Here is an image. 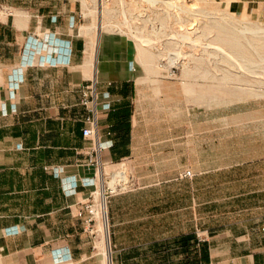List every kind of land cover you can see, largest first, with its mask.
I'll list each match as a JSON object with an SVG mask.
<instances>
[{
	"label": "crops",
	"instance_id": "1",
	"mask_svg": "<svg viewBox=\"0 0 264 264\" xmlns=\"http://www.w3.org/2000/svg\"><path fill=\"white\" fill-rule=\"evenodd\" d=\"M79 2L0 0V264H264V166L218 167L211 135L171 179L109 198V248L100 250L101 233L76 213L98 172L145 153L137 83L105 77L96 43L88 59ZM90 83L95 106L83 103ZM94 111L98 133L88 138ZM167 181L171 194L152 188Z\"/></svg>",
	"mask_w": 264,
	"mask_h": 264
},
{
	"label": "rangeland",
	"instance_id": "2",
	"mask_svg": "<svg viewBox=\"0 0 264 264\" xmlns=\"http://www.w3.org/2000/svg\"><path fill=\"white\" fill-rule=\"evenodd\" d=\"M79 4L82 7L84 32L88 31L90 25H95L89 29L90 33H85L89 36L88 44L93 41L97 50L100 49L99 64L105 65V77H133L137 83L135 124L140 153L145 154L132 164L128 158L120 161L119 165L107 167L108 172L127 173L129 181L124 190L158 183L161 178L171 179L181 164L194 161L190 156L194 155L195 148L202 145L201 142H205L207 148L210 147V135L212 143L213 140L216 142L218 167H229L234 163H239L240 167L264 166V47L253 49L244 45L245 49L250 48L246 53L242 46L237 49L220 39L225 37L228 30L231 35L232 30L239 31L254 24L264 26L257 0L178 2L190 8L185 10L147 0H81ZM89 10L96 13H90ZM224 14L227 19L220 18ZM229 18L236 23H229ZM216 19L224 23L225 28L217 27L209 33ZM161 23L166 25L165 33L168 34L153 42L150 39L154 35V26ZM186 23L189 27L203 26L198 33L203 35L205 32L204 35L196 34L200 39L208 34L212 36L208 35L210 37L206 41H194L196 43L184 40L181 34L187 33ZM105 28L114 33H103ZM238 39L243 44L246 41L244 38ZM191 43L196 45L194 50L197 56L181 57L180 60L187 63V68L182 65L172 67L173 74H170L165 64L167 66L170 63L176 51H192ZM218 45L226 52L239 53L240 49L241 55L234 53L232 57L222 52L218 54ZM248 59L253 62L247 66L253 69H241L239 63H247ZM110 60H119V66ZM254 61L262 62L259 64L263 66H257ZM224 69H232V74L228 71L231 77ZM155 167L162 169L163 175H149V169ZM172 182L167 181V185L161 186L155 184L152 188L158 194H171L176 189ZM99 224L100 221L95 225L96 229Z\"/></svg>",
	"mask_w": 264,
	"mask_h": 264
},
{
	"label": "bare ground",
	"instance_id": "3",
	"mask_svg": "<svg viewBox=\"0 0 264 264\" xmlns=\"http://www.w3.org/2000/svg\"><path fill=\"white\" fill-rule=\"evenodd\" d=\"M147 1H152V2H162V3H164V4H166V5H168V6H170V7H176V8H178L179 10H185V8L186 9H188L189 7L188 6H186V7H184V6H181V5H179L178 4V2H182V0H147ZM184 3H185V1H184ZM89 5H91V4H89ZM93 6V5H92ZM95 6V5H94ZM188 7V8H187ZM87 8V7H86ZM89 9V8H88ZM190 9V8H189ZM94 10V9H93ZM93 10H89L90 11V13H93ZM105 10V9H104ZM88 11V12H89ZM106 11V10H105ZM186 12V11H185ZM95 13H96V11H95ZM95 13H93V14H95ZM179 13V12H178ZM92 14V15H93ZM209 14V13H208ZM205 16H207V15H205ZM211 16V15H210ZM209 16V17H210ZM214 16V15H213ZM208 17V18H209ZM229 17V16H228ZM215 18H218V16H215ZM220 18L221 19H227L226 18V15L224 14V15H222V16H220ZM232 18V17H231ZM213 19H214V17H213ZM163 20H164V17H163ZM182 20H185V18H183ZM230 18H229V23H232V21L233 20H231V22H230ZM239 20V19H238ZM214 21V20H213ZM164 22V21H163ZM187 22V21H186ZM205 22H207V21H205ZM205 22H203V23H205ZM233 22H235V21H233ZM153 23H154V21H153ZM236 23V22H235ZM202 24V23H201ZM206 24V23H205ZM156 25V24H155ZM159 25V24H158ZM204 25V24H203ZM208 25V24H207ZM212 25V26H211ZM211 25H209V26H211V28L212 29H210L209 30V33L212 31V30H216V28L217 27H220L221 29L224 27L225 28V24L224 23H221V22H219V20H215L214 21V23L213 24H211ZM235 25V24H234ZM95 25H90L89 26V28H88V30L90 29V28H92V27H94ZM104 26V25H103ZM165 26L166 25H164V23H161L159 26H154V35H153V38H151L150 40L151 41H153V42H156V41H159L160 39V37H162V36H164V35H166V34H168V33H165L166 32V29H165ZM186 26H188L187 25V23H186ZM237 26V25H236ZM201 27H203V26H201L200 24L199 25H195L194 27L192 26V27H187V33H185V34H181V36H182V38L184 39V40H190L191 42H194V41H196V40H199L201 37H199L200 36V34L198 33V30H199V28H201ZM204 27H206V26H204ZM207 28V27H206ZM87 29V28H86ZM223 30H225V29H223ZM228 30V29H227ZM226 30V31H227ZM200 31V30H199ZM203 32H204V30H202ZM202 32V33H203ZM219 32V31H218ZM228 33H226L225 34V37H221L220 39L223 41V43H225L226 45H232L233 47H237V49L238 48H240V46H242L243 48H244V45H248V47H253V49L255 48V49H257V48H259V47H261V46H263L264 47V26H262V25H258V24H254V25H252V26H247V27H244V28H242V29H240L239 31H235V30H232L231 32V35H229L230 34V32H229V30L227 31ZM103 33H105V34H112V33H114L113 32V30H111V29H107V28H105L104 29V31H103ZM199 34V36H196V34ZM205 33V32H204ZM204 33H203V35H204ZM224 33V32H223ZM102 34V33H101ZM214 34V33H213ZM220 34V33H219ZM202 35V34H201ZM202 35V36H203ZM208 35H210V34H208ZM208 35H206L204 38H202V39H205V41L206 40H208L209 39V37L210 36H212V35H210V36H208ZM216 35V34H215ZM178 36V35H177ZM171 37H173V36H171ZM226 37L228 38V39H226ZM170 38V37H169ZM175 38V37H174ZM215 38V37H214ZM238 38H241V39H243L244 38V44L238 39ZM141 39L142 40H146V39H143V37H141ZM202 39H200V40H202ZM217 40V39H216ZM228 40H229V42H228ZM222 41H219L218 40V42H222ZM194 43H196V42H194ZM194 43H191L192 45H193V50L192 51H190V52H185V53H182V50H179V51H176V54H175V57H171V59H170V63H168L167 64V66H166V64H165V68H168L169 69V71H170V73L173 71L172 70V67H178L179 65H182V66H184L185 68H187V63L186 62H184V61H182V60H180V58L181 57H187V56H193V57H196L197 55V53H196V51L194 50V47L196 46ZM223 43H220L221 45H225V44H223ZM211 44V43H210ZM220 45V46H221ZM205 46L207 47V45L205 44ZM94 47H95V42H93V41H91L89 44H88V59H90V57H91V55H92V52L94 51ZM219 47V45L217 46V53L219 54L220 52H222V54H224L225 56H232L233 57V55H234V53L235 54H239V53H241V51H240V49H239V53H237V51L235 52L234 51V53L233 52H229V50L226 52V49H221V48H218ZM245 49V48H244ZM250 49V48H249ZM249 49L247 50V49H245V51L244 52H246V51H249ZM198 51V50H197ZM252 51V50H251ZM230 54H229V53ZM253 52V51H252ZM246 53H248V52H246ZM245 53V54H246ZM250 53V52H249ZM170 54V53H169ZM168 54V55H169ZM172 54V53H171ZM221 54V55H222ZM245 54H242V55H245ZM257 54V53H256ZM255 54V56L257 57L258 56V54L256 55ZM239 55H241V54H239ZM248 55V54H247ZM246 56V55H245ZM248 56H250V54L248 55ZM252 56V55H251ZM236 58V57H235ZM238 58H240L239 56H238ZM243 58V57H242ZM259 58H261V57H259ZM230 59V58H229ZM252 59V58H251ZM251 59L249 60H247V63L246 62H244L243 63V61L242 62H240L239 64H240V67H241V69L242 68H244V69H246V70H252L253 68V64L250 66L252 69H250L248 66H247V64H250L251 62H253V61H251ZM244 60V59H243ZM246 60V59H245ZM244 60V61H245ZM186 61V60H185ZM229 61V60H228ZM166 62V61H165ZM227 62V61H226ZM255 62V61H254ZM164 63V62H163ZM231 63V62H230ZM238 63V62H237ZM256 64H257V66L259 65V66H263L264 65V62H263V65H260L259 63H262V62H259V63H257V62H255ZM219 65V64H218ZM161 66V65H160ZM162 66H164V65H162ZM225 66V65H224ZM227 66V65H226ZM255 66V65H254ZM230 67V66H229ZM256 67V66H255ZM219 68L221 69V67L219 66ZM223 68V67H222ZM231 68V67H230ZM237 68H238V66H237ZM200 70V69H199ZM225 71L227 70V69H224ZM230 69H228L227 70V72L229 71ZM257 70V69H256ZM232 69L229 71L231 74H232ZM197 72V71H196ZM229 72H228V74H229ZM208 73V72H207ZM206 73V74H207ZM223 73V72H222ZM228 74H226V75H228ZM231 74H229L230 75V77H231ZM243 74V73H242ZM253 74V73H252ZM208 75H210L209 73H208ZM225 75V77H227ZM241 75V74H240ZM204 76H206V75H204ZM214 76V75H213ZM217 76V75H216ZM233 76H235V77H239V76H236V74H234ZM218 77V76H217ZM219 78V77H218ZM228 78V77H227ZM227 78H226V80H227ZM223 79V78H222ZM235 79V78H234ZM233 79V80H234ZM250 80V79H249ZM228 81V80H227ZM229 81H230V79H229ZM230 82H232V81H230ZM236 82H237V78H236ZM251 83V82H250ZM258 83V82H257ZM237 84V83H236ZM240 84V83H239ZM118 165H119V163H118ZM122 166H123V164H122ZM120 179H122V180H124V182L125 183H127L128 181H129V178H128V175H127V173L125 172V171H119V172H117L116 173V175L114 176V178H113V180H112V182L110 183L113 187H116L117 186V184H118V181L120 180ZM126 186V185H125ZM99 190V189H98ZM98 197H99V202H98V213H97V216H98V221H100V224H99V228H97V231H98V236H99V234L101 233V237H100V239H99V241H98V246H99V248H100V250L103 252V254H107V250H108V248H109V239H108V224H109V220H108V212H107V202H106V200H105V197H104V191L103 190H99L98 191Z\"/></svg>",
	"mask_w": 264,
	"mask_h": 264
},
{
	"label": "built area",
	"instance_id": "4",
	"mask_svg": "<svg viewBox=\"0 0 264 264\" xmlns=\"http://www.w3.org/2000/svg\"><path fill=\"white\" fill-rule=\"evenodd\" d=\"M86 89H84V97H83V103L88 105L90 102L95 106V101L97 100V91L96 88L93 84H87L85 86ZM95 109V108H94ZM87 125L85 126L83 132L84 135L88 138H95L97 137L98 133V115L97 112L94 111V114L91 116H88L86 118ZM91 162H95L94 159L91 158ZM192 171L191 170H186L182 175L183 176H192ZM116 173L114 172H109L106 175L103 174L101 171L100 173L98 172V175L96 176V186L95 188L90 192V195L87 200H85L82 203V206L78 209L76 215L84 218L86 224L88 225L89 231L94 234L95 236L98 235V231L95 228V225L98 222V202H99V197H98V191L103 190L104 191V197L105 200L108 204L109 198L121 191L124 190L126 187L125 185L128 184L124 182V180L120 179L118 181V184L116 187H113L110 183L112 182L114 176ZM99 189V190H98Z\"/></svg>",
	"mask_w": 264,
	"mask_h": 264
}]
</instances>
